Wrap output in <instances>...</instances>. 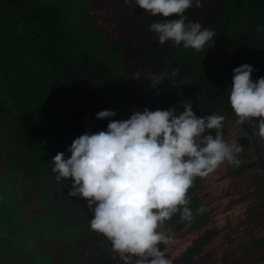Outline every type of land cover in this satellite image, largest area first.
Wrapping results in <instances>:
<instances>
[{"label": "trees", "instance_id": "16d2710c", "mask_svg": "<svg viewBox=\"0 0 264 264\" xmlns=\"http://www.w3.org/2000/svg\"><path fill=\"white\" fill-rule=\"evenodd\" d=\"M44 1L15 0L14 7L0 9V157L2 177L10 182L0 196V264H15L18 254L25 260L33 256L35 264H70L74 258L78 264H115L107 239L90 227L86 199L68 195L71 178L56 181L51 158L60 151L70 156L67 148L77 136L105 129L109 119L128 118L133 109L168 108L169 101L161 106L140 96L127 98L129 85L139 82L176 95L179 100L170 101L177 107L181 99L192 103L197 115L227 106V119L236 120L227 89L233 68L249 63L256 69L254 81L264 76V31H257L264 25V0H203V7L186 10L190 20L195 16L215 32L216 56L229 53L224 72L231 74L222 88L208 73L205 51L158 43L149 28L157 17L138 5L130 3L125 11L113 0H101L103 10L95 6L82 13L78 0L75 5ZM172 69H178L175 76ZM161 73L166 75L161 84L151 79ZM104 109L117 115L97 119L95 113ZM240 126L244 135L235 140L243 149L235 172L260 163L264 180V161L246 156L257 149L264 160V140L253 134L254 123ZM199 189L196 177L188 193L193 224L209 219ZM174 218L184 220L180 213Z\"/></svg>", "mask_w": 264, "mask_h": 264}, {"label": "clouds", "instance_id": "9594fccd", "mask_svg": "<svg viewBox=\"0 0 264 264\" xmlns=\"http://www.w3.org/2000/svg\"><path fill=\"white\" fill-rule=\"evenodd\" d=\"M125 3L157 17L149 28L160 44L171 41L197 52L215 44V32L186 15L191 7H203V0ZM257 31L264 25L258 24ZM255 70L249 63L233 68L229 103L235 123H254L253 134L264 140V76L254 81ZM177 72L172 69L171 75ZM165 77L153 74L151 79L161 84ZM116 115L112 109L95 113L97 119ZM225 119L220 113L197 115L184 101L167 109H133L128 118L109 119L105 129L77 136L67 148L70 156L60 151L51 158L52 171L57 182L71 178L68 195L86 199L91 229L110 241L125 264H174L162 248L174 237L158 229L176 213L193 219L188 193L196 177L224 163L240 164L243 146L224 139Z\"/></svg>", "mask_w": 264, "mask_h": 264}, {"label": "rangeland", "instance_id": "374dc122", "mask_svg": "<svg viewBox=\"0 0 264 264\" xmlns=\"http://www.w3.org/2000/svg\"><path fill=\"white\" fill-rule=\"evenodd\" d=\"M56 1L45 0L44 2L49 4ZM65 2L72 5L76 0H65ZM78 2H81L80 10L82 13H88L95 6H98L100 10L104 8L101 0H78ZM113 2L121 10L127 11V8L130 7V3H125V0H113ZM77 7L79 9L78 5ZM71 16L75 18L74 12ZM196 20L194 16L193 21ZM99 27L107 31L109 36L111 35V31L106 27ZM117 32L119 35L121 34L119 29ZM205 54L204 62L206 65L209 64L206 67L209 70L208 73H210L211 78L220 82L222 88L225 80L227 82L231 74L224 72L229 53L224 51L218 58L213 47H210L205 51ZM1 61L2 56L0 54ZM0 76H2V71H0ZM231 84L232 82L229 83L228 87ZM151 89V86L146 87L148 93ZM227 89L229 90V88ZM159 95L161 106L163 101H169L170 104L166 103L167 107L175 106L170 100L174 99L175 102L179 100L176 99V95L175 97L169 96V94L162 92ZM207 97V103L210 104L209 93ZM226 107L222 106L214 112L226 117L223 128L224 139L232 140L244 135V130L235 123V120L227 119L228 110ZM258 152L257 149H254L253 153H248L246 156L255 154L260 162L264 161ZM4 162V157H0V196H2L5 186L10 184L6 178L3 179L2 177ZM236 168L237 165L224 163L208 175L198 177L200 181L199 195L209 214L208 221L202 223L195 221L193 224L190 220L191 224L189 225L184 220H175V214L158 229L165 234H172L174 237L171 244L162 246L165 254L173 260L174 264H264V180L261 165L258 163L241 173H236ZM16 205L11 204L15 210L24 208L22 204ZM107 241L115 264H125L120 254L112 248L110 241L108 239ZM13 248L16 252L18 251V246ZM22 259L24 257L20 255L17 263ZM30 260L35 264L33 256L30 257ZM78 261L80 260L74 258L70 264H78ZM61 262L58 260L54 264H61ZM36 263L38 264V262ZM132 264H135L134 260Z\"/></svg>", "mask_w": 264, "mask_h": 264}, {"label": "crops", "instance_id": "0c3cea01", "mask_svg": "<svg viewBox=\"0 0 264 264\" xmlns=\"http://www.w3.org/2000/svg\"><path fill=\"white\" fill-rule=\"evenodd\" d=\"M146 28H147V25H146ZM141 47H145V46H141ZM147 86H151L152 87V89L150 90V93H148V91L146 90ZM129 88H130V94L127 95V98H130V99L134 98L135 96L136 97L140 96V97L144 98L145 100L147 99L149 101H154V102L157 101L158 102V101H160V97H159L160 95L159 94L161 92L164 93V94H167V92H165L162 87H158V86L151 85V84H146V83H143V82H139L137 84H130ZM157 90H158V92H156ZM31 250H32V246L29 247L28 251L30 252ZM19 256L20 255L18 254L16 256V258L19 257ZM24 260L25 259H22V261H19L18 263H17V260H16L15 264H32V262H30L29 259H26L25 261Z\"/></svg>", "mask_w": 264, "mask_h": 264}, {"label": "flooded vegetation", "instance_id": "af4514ba", "mask_svg": "<svg viewBox=\"0 0 264 264\" xmlns=\"http://www.w3.org/2000/svg\"><path fill=\"white\" fill-rule=\"evenodd\" d=\"M6 4H8V5H6ZM14 5H15V0H0V9H2V10L5 8H8V6L14 7ZM7 17L8 16H6V18L4 20H2V23H5V21L7 20ZM17 22L19 23V20H17Z\"/></svg>", "mask_w": 264, "mask_h": 264}]
</instances>
